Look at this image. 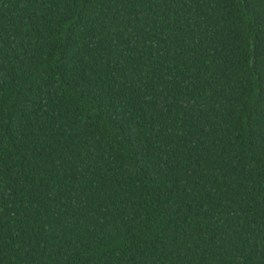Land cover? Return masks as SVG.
Masks as SVG:
<instances>
[{
  "label": "trees",
  "instance_id": "obj_1",
  "mask_svg": "<svg viewBox=\"0 0 264 264\" xmlns=\"http://www.w3.org/2000/svg\"><path fill=\"white\" fill-rule=\"evenodd\" d=\"M0 264H264V0H0Z\"/></svg>",
  "mask_w": 264,
  "mask_h": 264
}]
</instances>
